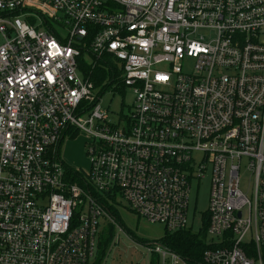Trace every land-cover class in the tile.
I'll use <instances>...</instances> for the list:
<instances>
[{"label": "built area", "instance_id": "2783aa9c", "mask_svg": "<svg viewBox=\"0 0 264 264\" xmlns=\"http://www.w3.org/2000/svg\"><path fill=\"white\" fill-rule=\"evenodd\" d=\"M84 54L110 58L106 87ZM106 90H131L129 114L103 111ZM76 132L87 173L60 158ZM208 168L205 263L264 264V0H0V264H96L118 197L187 229Z\"/></svg>", "mask_w": 264, "mask_h": 264}, {"label": "rangeland", "instance_id": "374dc122", "mask_svg": "<svg viewBox=\"0 0 264 264\" xmlns=\"http://www.w3.org/2000/svg\"><path fill=\"white\" fill-rule=\"evenodd\" d=\"M64 34L67 31H63ZM88 62H93V58L88 55ZM101 96V107L113 121H117L121 115L129 114L134 97L131 90L121 93L113 90H106ZM87 137L83 133H78L76 137H67L60 148V158L68 166L89 172L91 157L86 145ZM199 163L201 155H196ZM212 169L208 168L205 178L200 182L194 181L191 185L188 222L189 227H193L198 232L203 225V217L209 210L211 192ZM249 186L246 175H242L241 187L247 190ZM116 211L115 220L105 223L106 230L113 232L114 241L110 245V250L104 264H150L154 254L149 248H154L156 244L165 236L166 229L162 224L150 223L142 217L131 212L126 202L118 197V202L114 206ZM111 223V224H108Z\"/></svg>", "mask_w": 264, "mask_h": 264}, {"label": "trees", "instance_id": "16d2710c", "mask_svg": "<svg viewBox=\"0 0 264 264\" xmlns=\"http://www.w3.org/2000/svg\"><path fill=\"white\" fill-rule=\"evenodd\" d=\"M85 55L86 54H84L79 60L83 73L86 77H90L97 87H106L107 83L115 74H112L108 68V66L110 67L112 65L109 60L110 58L104 57L103 61L94 66L90 65L88 61H86ZM106 61L108 63H105ZM103 92L104 91H101V94ZM77 134V132L74 133L72 137H76ZM67 169L69 172L75 174L77 173L70 166H68ZM105 207L113 216L116 215V211L113 207H110L109 205H106ZM209 224L210 216L208 212L204 215L202 228L198 232H195L193 227H188L187 229L174 233L166 230L165 236L159 241V243L165 249L179 255L186 262V264H206L204 261V254L208 249L212 248V246L208 244ZM113 239L114 235L111 229L109 232L102 233L99 257L96 264L103 263ZM158 263L159 257L158 255H154L150 264Z\"/></svg>", "mask_w": 264, "mask_h": 264}]
</instances>
